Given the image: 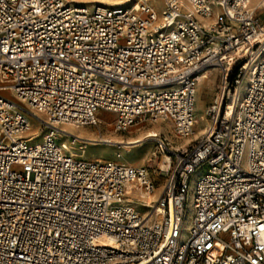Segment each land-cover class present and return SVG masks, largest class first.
<instances>
[{
	"label": "built area",
	"instance_id": "2783aa9c",
	"mask_svg": "<svg viewBox=\"0 0 264 264\" xmlns=\"http://www.w3.org/2000/svg\"><path fill=\"white\" fill-rule=\"evenodd\" d=\"M185 1L0 0V264H264V22L251 0ZM214 66L209 125L151 134L154 168L58 142L98 110L116 132L163 120L183 139ZM128 186L159 188L145 213Z\"/></svg>",
	"mask_w": 264,
	"mask_h": 264
},
{
	"label": "rangeland",
	"instance_id": "374dc122",
	"mask_svg": "<svg viewBox=\"0 0 264 264\" xmlns=\"http://www.w3.org/2000/svg\"><path fill=\"white\" fill-rule=\"evenodd\" d=\"M84 1V0H82ZM104 2V3H113V1H121V0H100L96 2ZM123 1V0H122ZM133 0H127L124 1V4H130L132 3ZM84 2H89V1H84ZM122 4V3H120ZM152 4L154 5L155 9L159 12L162 8V0H152ZM91 5V4H90ZM255 13L260 16V19L262 22H264V2L261 3L259 7L255 9ZM205 22L207 21L206 19L204 20ZM207 76H209L208 81H206V84L203 87L202 84V79L198 82L197 86V93H196V98L195 99V109H194V115L197 117V122L194 127L195 129V134H198V132L205 126L206 120L203 115L204 110L206 106L213 100L215 99V95L217 93L218 87L220 85L221 79H222V72L217 68V69H211L207 73ZM247 82V81H246ZM245 82V83H246ZM244 83V84H245ZM201 85V86H199ZM197 106V107H196ZM102 110H98L97 114L99 115L100 119L98 125L95 126H79L83 127L86 129H90L93 132H96L97 134V141H87L85 140L86 143H82V145L87 147H84V155H79L83 156L84 158H92V157H102L105 159H112L117 162H122V163H128L132 165H149L151 164L154 168V161L150 160V149L152 147V143H143L142 145H137L135 143H110V142H105L102 141V138L104 136L108 135H115L121 136L123 139L127 140L130 137L136 136L139 133H144L146 135L147 131H149L150 128L156 130V128L159 130L161 134H164L167 139H169L172 143H179L183 144L186 142V140H181L177 139L174 137V133L171 131L170 128V123L168 121H152V122H144V123H138L136 125L131 126L128 130L123 131V132H116L113 130L112 126V115L110 116H103ZM39 118H45V115H39ZM209 117V116H208ZM30 124H31V130L29 134H31L33 131L37 132V134H31L32 139L34 140H39L41 137L43 131L45 130V127L43 125V121H40L39 119L29 116ZM209 125V120L206 123V126ZM59 127L62 128H67L66 130H69L72 133H75L78 131V128L74 126H70V124H60ZM109 131V132H108ZM157 131V130H156ZM107 133V135H106ZM111 135V136H113ZM148 136V135H146ZM193 137V135H192ZM67 139V137H64L59 134V139L58 142H63ZM101 139V140H100ZM189 139H187L188 141ZM97 142V143H96ZM146 144V145H145ZM149 144V145H147ZM144 145V146H143ZM144 148V149H143ZM72 154H78L81 151H78L74 148L70 149ZM163 157L159 156L156 158L158 162L161 161ZM156 175H158V172H155ZM158 179H160L159 176H157ZM132 195H135L134 193ZM135 206V205H134ZM137 208V207H136ZM138 209V208H137ZM140 210V209H139Z\"/></svg>",
	"mask_w": 264,
	"mask_h": 264
},
{
	"label": "bare ground",
	"instance_id": "6f19581e",
	"mask_svg": "<svg viewBox=\"0 0 264 264\" xmlns=\"http://www.w3.org/2000/svg\"><path fill=\"white\" fill-rule=\"evenodd\" d=\"M84 1H89V3H93V2H96V1H100V0H84ZM124 1H127V0H123V1L121 0V1H118V2L117 1H115V2L113 1V3L114 4H120V3L124 4ZM250 2L252 4H254L255 7H259L261 5V3L264 2V1L251 0ZM182 5L184 6V9H190L189 4L185 0H182ZM202 19H203L204 23L209 21V18H207V17H204ZM205 19L207 20L206 22L204 21ZM217 68L222 72V69L219 66H214L212 68H207V69H204V71H202V73L200 74L198 80L200 81V79H202L203 87H204V85L206 84V81H208V78H209V76H207V73L209 71H211V69H217ZM198 82H197L196 87H195V98H196V93H197ZM199 86H201V85H199ZM38 114L39 115H43V113L37 112V116H33V117L39 119L40 121H43V118L42 117L39 118ZM203 115H204L206 123H207L208 122V116H206L205 110H204ZM196 122H197V117H196V121H195L194 127L196 125ZM206 123H205V126L198 133H200L206 127ZM29 124H30V120H29ZM30 126H31V124H30ZM70 126H74V127L78 128V131L75 132V133H72L69 130H66L67 128L59 127V134L64 136V137H67V139L65 141H63V142L66 143V145L68 146L70 152H71L70 149L74 148V149H76L78 151H81L78 154H74V155H84V149H85L84 147H87V144H86V146H84L85 144L82 145V143H86L85 140H87V141L88 140L89 141L90 140L91 141H95L96 140L97 141L98 140L97 139V134H96V132H93L90 129L79 127V126H82V125H72V124H70ZM194 127H193L192 134L187 136V137H184L181 140H186L187 141V139H191L192 138V135H193V137L198 135V134H195ZM30 130H31V127H30ZM30 130L27 131V134H29ZM154 132H159V131H155L154 129L150 128L149 131H147V133H146V135H148V136L144 135V133H139L138 135L130 137L127 140L123 139L121 136H118V138H117V136L111 134L113 136H111V135L104 136L102 138V141L110 142V143H116V142H118V143H135V144L140 146L143 143H150V142L153 143V139L151 138L150 135L153 134ZM31 134H37V132L33 131ZM70 135L75 136V139L73 140V142H70V137H69ZM106 135H107V133H106ZM147 145H149V144H147ZM176 145H178V144H176ZM166 159H168V157L163 156V158L160 161V165L163 168L166 167V163H165ZM126 191H127V194L125 195V200L132 202L138 209H142V211L144 213L147 211V209L146 208L143 209V207H141L140 205L141 204H143V205H151L152 200L154 199V193H151V194L147 195L146 193H143L141 191H138V190H135L133 188H130V186L127 187ZM133 193L135 195H132Z\"/></svg>",
	"mask_w": 264,
	"mask_h": 264
},
{
	"label": "crops",
	"instance_id": "0c3cea01",
	"mask_svg": "<svg viewBox=\"0 0 264 264\" xmlns=\"http://www.w3.org/2000/svg\"><path fill=\"white\" fill-rule=\"evenodd\" d=\"M103 114V116L105 115V116H110V115H112V117L114 116V114L113 113H111V112H109V111H101ZM155 129V128H154ZM156 130L157 131H159L157 128H156ZM155 130V131H156ZM157 180H158V184H160V182L162 181V179H161V177H160V179H158V177H157ZM158 191H159V188H157V190H156V192L154 193V198L156 197V195H157V193H158Z\"/></svg>",
	"mask_w": 264,
	"mask_h": 264
}]
</instances>
